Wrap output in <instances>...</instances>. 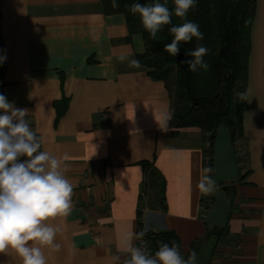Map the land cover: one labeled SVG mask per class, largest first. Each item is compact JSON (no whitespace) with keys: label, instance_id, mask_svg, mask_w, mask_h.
<instances>
[{"label":"crops","instance_id":"1","mask_svg":"<svg viewBox=\"0 0 264 264\" xmlns=\"http://www.w3.org/2000/svg\"><path fill=\"white\" fill-rule=\"evenodd\" d=\"M0 35V94L29 110L41 150L62 159L74 185L69 214L49 221L60 247H42L47 264H123L142 206L153 226L175 235L185 259L194 251L196 264H264V0L251 29L242 116L248 158L244 177L222 184L233 188L232 209L218 236L204 220L215 192L197 187L207 137L172 126L175 72L155 80L144 65L129 66L145 44L124 13L102 0H0ZM151 168L165 181L164 208ZM0 264L21 260L9 251Z\"/></svg>","mask_w":264,"mask_h":264},{"label":"clouds","instance_id":"2","mask_svg":"<svg viewBox=\"0 0 264 264\" xmlns=\"http://www.w3.org/2000/svg\"><path fill=\"white\" fill-rule=\"evenodd\" d=\"M174 10L166 3L156 0L152 4L134 3L129 10L139 14L141 24L150 38H156L165 25L172 23L173 14L184 22L172 26L171 43L165 44L164 52L170 56L179 54L181 43L204 39L199 24L187 20V14L197 6V0H173ZM113 8H118L117 0H111ZM208 49L197 44L194 50L186 52L192 57L184 61L188 71L207 70L204 61ZM4 58H0L2 63ZM121 57V60H124ZM129 66L139 67L136 59ZM241 100L247 99V93H238ZM29 110L17 108L13 102L0 94V253H15L21 264H47L43 246L59 248L55 238L58 227L49 221L65 217L72 207L74 185L67 178L62 159L41 150L44 137L38 136L26 119ZM212 167L204 169L198 189L204 195L213 194L218 185L210 173ZM140 236L143 233L138 234ZM129 258L123 264H196L193 251L185 259L179 245L161 242L158 250L150 254L145 248L135 247L131 243L125 249ZM113 261H119L114 256Z\"/></svg>","mask_w":264,"mask_h":264},{"label":"trees","instance_id":"3","mask_svg":"<svg viewBox=\"0 0 264 264\" xmlns=\"http://www.w3.org/2000/svg\"><path fill=\"white\" fill-rule=\"evenodd\" d=\"M102 2L107 11L125 14L131 32L142 34L145 51L137 55V60L149 70L153 79L163 80L170 72L176 73L173 128H199L213 145L217 127L221 124L229 126L234 149L236 150L237 143L243 148V158H237L239 174L235 179L243 178L242 163L247 160L248 155L243 144L242 116L248 105L246 100L239 98L238 93H246L251 29L257 0H197V6L188 12L186 19L199 24L204 39L197 41L193 38L192 42L181 43L179 54L176 56L164 52V46L173 39L169 29L184 22L181 18L173 14L172 23L165 25L156 38L152 39L144 30L139 14H132L129 8L137 2L152 4L156 0H117L118 8L112 7L111 0H102ZM160 2L166 3L170 10H174L173 0H160ZM198 43L208 49L204 61L209 67L206 71L201 69L190 72L184 61L192 57L187 56L186 52L194 50ZM2 50L3 41L0 35V58H3ZM4 70L3 59L0 63V89L4 83ZM145 164L149 166V163ZM148 178L150 187L155 191L161 207L164 208L163 176L159 171L151 168ZM223 182L216 181L218 189H224L231 196L233 188L223 186ZM223 229L215 226L213 233L218 236ZM151 242L157 248L161 242L168 243L169 246L178 245L175 235L164 230L153 234Z\"/></svg>","mask_w":264,"mask_h":264},{"label":"water","instance_id":"4","mask_svg":"<svg viewBox=\"0 0 264 264\" xmlns=\"http://www.w3.org/2000/svg\"><path fill=\"white\" fill-rule=\"evenodd\" d=\"M239 174L235 149L232 145L229 126L221 124L215 131L213 141V173L215 181L237 178ZM232 209V199L227 192L219 188L215 191L214 202L205 214L204 220L210 227H226Z\"/></svg>","mask_w":264,"mask_h":264},{"label":"built area","instance_id":"5","mask_svg":"<svg viewBox=\"0 0 264 264\" xmlns=\"http://www.w3.org/2000/svg\"><path fill=\"white\" fill-rule=\"evenodd\" d=\"M235 154H236V159L243 158V148L239 143L236 144ZM207 167H212L213 169V145L211 144L208 138L206 139L205 142L204 169ZM212 173H210L209 175L212 176ZM141 196L142 197L146 196L145 191L141 192ZM149 213L150 210L147 207L142 206L140 208V214L137 220L136 239L134 246L145 248V250L148 251L150 254H154L158 250V248L153 246L151 242V237L153 236V234L158 233L159 230L150 223ZM140 233H143V235L142 236L138 235ZM127 258H129V256ZM220 264H230V263L229 260H224Z\"/></svg>","mask_w":264,"mask_h":264}]
</instances>
